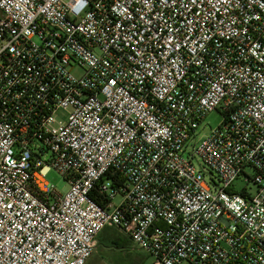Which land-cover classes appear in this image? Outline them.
Wrapping results in <instances>:
<instances>
[{
  "label": "built area",
  "instance_id": "1",
  "mask_svg": "<svg viewBox=\"0 0 264 264\" xmlns=\"http://www.w3.org/2000/svg\"><path fill=\"white\" fill-rule=\"evenodd\" d=\"M0 12V264H86L107 227L154 264H264V0Z\"/></svg>",
  "mask_w": 264,
  "mask_h": 264
},
{
  "label": "rangeland",
  "instance_id": "2",
  "mask_svg": "<svg viewBox=\"0 0 264 264\" xmlns=\"http://www.w3.org/2000/svg\"><path fill=\"white\" fill-rule=\"evenodd\" d=\"M1 14V12H0ZM76 76H82L83 71L80 68L74 70ZM223 121V116L218 112L210 113L201 123L198 130V136L202 137L211 129L217 128ZM190 146L193 142L189 143ZM248 175L252 174V169L246 170ZM247 176L242 174L234 184L236 191L241 192L245 188L251 193L254 192L255 186L253 184L247 185ZM47 181L54 184L62 193H66L69 189L67 181L54 170L47 176ZM121 197H118L115 202H119ZM112 238L119 239L121 245H114ZM114 235V236H113ZM103 239V241H102ZM154 258L146 251L136 246L132 240L117 228L107 227L102 231L98 237V245L93 253L88 264H154ZM188 264V263H185Z\"/></svg>",
  "mask_w": 264,
  "mask_h": 264
},
{
  "label": "crops",
  "instance_id": "3",
  "mask_svg": "<svg viewBox=\"0 0 264 264\" xmlns=\"http://www.w3.org/2000/svg\"><path fill=\"white\" fill-rule=\"evenodd\" d=\"M101 233H102V232H101ZM101 233H100V234H101ZM100 234H99V235H100ZM113 236H114V235H113ZM98 237H99V236H98ZM113 239L116 240V241H118L119 244L121 243V242L119 241L118 237H117V239H115V238H112V235H111V240H113ZM112 243H113V242H112ZM97 245H98V238H97ZM90 259H91V258H90ZM90 259H89V260H90ZM89 260L87 261L86 264H88ZM97 264H100V263H97Z\"/></svg>",
  "mask_w": 264,
  "mask_h": 264
},
{
  "label": "trees",
  "instance_id": "4",
  "mask_svg": "<svg viewBox=\"0 0 264 264\" xmlns=\"http://www.w3.org/2000/svg\"><path fill=\"white\" fill-rule=\"evenodd\" d=\"M94 196H95V194H94ZM102 241H103V239H102ZM112 241H113V244H114V245H118V244H119V242L116 241V240H114V239H113ZM119 245H121V243H120Z\"/></svg>",
  "mask_w": 264,
  "mask_h": 264
}]
</instances>
